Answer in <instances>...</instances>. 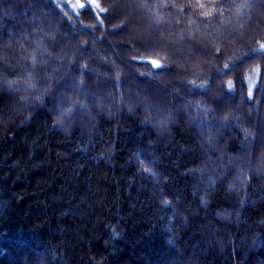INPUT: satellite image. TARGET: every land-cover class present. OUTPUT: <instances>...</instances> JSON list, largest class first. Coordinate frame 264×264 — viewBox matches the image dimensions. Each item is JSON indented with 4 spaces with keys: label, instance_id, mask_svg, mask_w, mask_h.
<instances>
[{
    "label": "trees",
    "instance_id": "16d2710c",
    "mask_svg": "<svg viewBox=\"0 0 264 264\" xmlns=\"http://www.w3.org/2000/svg\"><path fill=\"white\" fill-rule=\"evenodd\" d=\"M75 2L0 0V264H264V0Z\"/></svg>",
    "mask_w": 264,
    "mask_h": 264
},
{
    "label": "snow or ice",
    "instance_id": "6c2138e0",
    "mask_svg": "<svg viewBox=\"0 0 264 264\" xmlns=\"http://www.w3.org/2000/svg\"><path fill=\"white\" fill-rule=\"evenodd\" d=\"M231 2H232V0H211V6H210V4L206 2V0H192V3H194L196 5V8L194 11H199L203 14L201 16V18H209V17H215L216 15H222V13H217V10H216L217 7L222 5L223 3H231ZM87 4L94 6L96 9H99L100 13H106V9H104L100 6V4L98 3V0H87ZM166 6L167 5H159L160 8H163ZM171 6L175 7L174 4ZM71 7L73 10H76L77 8L83 10V9H85L86 5H85V3L81 2V0H76V2L71 5ZM247 7H248V4H244L240 9L237 10V14L243 15L244 12L246 11ZM187 10H193L191 7V4H187L186 6H183L179 9H177L178 13H182V12L187 11ZM65 15H67V14H65ZM153 15H155V14H153ZM97 19L99 20V23L102 25L103 20L100 19L99 17H97ZM158 22H162V18H160V20ZM82 43H84V45L86 47V42H82ZM218 53H219V51H218ZM43 54H46V49L42 45L38 44L36 46V55H33V57L31 58V66L33 69H35L40 64L39 56L43 55ZM146 62L151 65V68L153 70H161L162 68H164L166 66V64L164 62H162L159 58L149 57V58H147ZM59 63L63 64L64 61L60 60ZM86 67H87L86 64L83 65L81 70L83 71V69ZM228 70L229 69L226 66L225 71H228ZM54 72H55V70H53V75H54ZM116 76H117V79H119V73L118 72H117ZM3 83H4L3 78H0V86H2ZM26 83L29 86L28 89H26V90L38 91V89H36V84L38 83V81L33 79V77L31 75H29L26 78ZM9 87L10 88L13 87L11 82H9ZM49 87L51 88V85H49ZM200 87L203 88L204 85H200ZM227 88L230 90L233 88V82L231 80H229L227 82ZM248 88H249L248 98H249V100H251L253 98L252 85L250 84ZM23 99L25 101H27L28 97L25 96V97H23ZM81 103L82 102L77 100V99L69 98V103L67 104V107L64 109H61V116L70 118L71 115L73 114L74 110L77 109ZM164 122H165L164 120H161V125H163ZM141 164H142L141 171L144 173L151 174V172H152L151 167L144 165L143 161L141 162ZM163 203L168 204L169 201L165 200Z\"/></svg>",
    "mask_w": 264,
    "mask_h": 264
},
{
    "label": "rangeland",
    "instance_id": "374dc122",
    "mask_svg": "<svg viewBox=\"0 0 264 264\" xmlns=\"http://www.w3.org/2000/svg\"><path fill=\"white\" fill-rule=\"evenodd\" d=\"M138 73H139L140 75H144V73H143V72H141V71H138ZM149 78H151V79H152V78H153V77H152V75H151V76L149 75ZM190 84H191V87H193V85H192V83H191V82H190ZM203 90H204V89H203ZM253 105H254V109H255V107H257V104H255V103H254Z\"/></svg>",
    "mask_w": 264,
    "mask_h": 264
},
{
    "label": "clouds",
    "instance_id": "9594fccd",
    "mask_svg": "<svg viewBox=\"0 0 264 264\" xmlns=\"http://www.w3.org/2000/svg\"><path fill=\"white\" fill-rule=\"evenodd\" d=\"M151 174H152L153 176H155V175H156V173H155V172H152ZM114 235H118V234H115V233H114Z\"/></svg>",
    "mask_w": 264,
    "mask_h": 264
}]
</instances>
